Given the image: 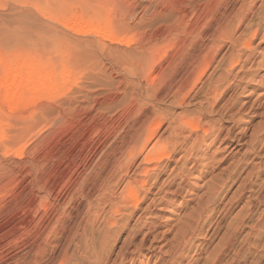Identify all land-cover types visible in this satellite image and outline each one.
<instances>
[{
  "label": "rangeland",
  "instance_id": "obj_1",
  "mask_svg": "<svg viewBox=\"0 0 264 264\" xmlns=\"http://www.w3.org/2000/svg\"><path fill=\"white\" fill-rule=\"evenodd\" d=\"M242 3V0H0V60L8 64L14 60L13 66L17 58L37 60L56 74L62 68L70 73L64 85L57 84L61 87L53 94L47 90L33 91L16 105L10 106L2 100L0 87L3 140H9L13 133L18 134V128L24 129L17 145L22 149L21 155L1 152L0 147V170L5 171L0 172V189H4V193H0V225L17 212V203H25L36 193L42 197V209L48 211L57 204L59 212L63 211L55 226L61 236L51 240L48 249L52 244L56 247L52 253L46 252V264L58 258L57 253L66 245L70 230L81 231L84 226L88 227L85 234L88 231L87 238L94 241L92 243L96 238L100 241H96L95 246L106 242L103 244L109 251L106 264H118L123 257V264H130L132 249L141 237V233L135 237L131 234L136 217L119 229L106 225L104 211L100 210L94 221L90 214L93 211L90 204L98 200L109 173L123 158L119 138H112L115 132L126 127L127 120L141 119L153 109L167 111L169 116L173 113L172 117L182 113L193 116L201 110L200 119L210 126L213 122L214 130L194 145L191 138L177 148L160 181L167 177L174 164L178 168L185 165L190 174L181 184L174 205L165 206L167 198L157 199L151 205L152 217L158 215V219L148 218L157 222L153 231L156 237L153 246L147 249L148 241L132 264H169L174 254L172 237L189 216L194 217L187 220L196 229L182 258L173 264H208L215 254L221 253L219 246L224 250L219 253L220 262L216 264L230 261L231 264H264V0H254L252 10L238 23L236 13ZM246 3L250 4V0ZM77 18L101 25L106 19L104 26L109 24L107 27L118 39L108 41L100 35L73 32L70 27ZM255 28L259 33L251 39L250 32ZM226 34L233 40L250 38L251 47L238 51L241 53L239 65L224 83L225 90L213 111L206 112L197 102L205 91L201 84H197L183 105L172 103L176 85L187 71L180 62L181 57L190 56L185 62L191 64L194 57L214 51L213 46H217L212 67L218 62L227 64L228 51L234 54L237 48L224 37ZM80 45L88 49L83 50ZM149 49L160 56L153 72L142 78L141 73L134 72L133 54ZM82 51L95 52L92 55ZM225 52L228 56L222 58ZM210 70L206 75L218 72ZM143 87L157 89L160 100L140 102L136 107L134 95L143 91ZM37 118L40 121H35ZM28 121L34 123L29 125ZM162 129L164 126L159 134ZM162 134L167 136L168 132ZM111 139L114 141L110 142ZM186 150L191 158L179 159ZM25 170L29 172V176L25 175L27 179L19 174ZM10 174L14 175L10 178ZM7 179L11 182L7 183ZM30 180L45 184L44 190L52 192H38ZM222 181L223 186H219ZM5 184L9 186L4 187ZM119 185L121 187L122 182ZM212 187L215 189L211 190ZM208 195L212 198L210 202ZM150 200L151 197L143 206ZM9 206L14 209L10 210ZM199 213L202 214L197 219ZM6 228L0 229V234ZM226 240L228 247L223 244Z\"/></svg>",
  "mask_w": 264,
  "mask_h": 264
},
{
  "label": "bare ground",
  "instance_id": "obj_2",
  "mask_svg": "<svg viewBox=\"0 0 264 264\" xmlns=\"http://www.w3.org/2000/svg\"><path fill=\"white\" fill-rule=\"evenodd\" d=\"M242 2L244 3H242L240 7L238 6V10L236 13L237 18L235 21L238 23L241 22L242 17L246 16V14L250 12L252 10V7L254 6L253 5L254 0H250V4L246 3L247 0H242ZM105 20L103 21L104 25L106 23ZM104 25H101L98 22H93V20H90V19L86 21L85 20L82 21V18L81 19L77 18L76 21L73 22V25L70 27V29L73 32L79 33V34L87 33V34L100 35L103 40H108V41L113 40L114 41L115 39H118L114 36V31L112 33V31L110 30L111 28L107 27L109 24L108 25L106 24L107 26H104ZM234 27L236 26L234 25ZM258 33H259L258 29L255 28L254 30L250 32V38L253 39L254 37L258 35ZM226 35L224 37L230 40L231 42L230 44L234 46V48H237V53L233 54L228 51L229 61L225 65H220V63L218 62L216 63L214 68L212 67L213 62L215 61L214 59H215L216 53H217L216 51L217 46H213V48H215L214 51H205V53H203L202 55L196 56V58L193 56L194 57L193 61L192 59L190 60L192 61L191 64L188 62H185L186 58L187 57L189 58L190 56H186L187 54L185 55L183 54L184 56L181 57L180 62H182V66L185 64V70L187 71L185 72V74L183 73V76L181 75L182 78H180L179 82L176 85V90L174 94L172 95L173 96L172 103H174L177 106L183 105V103L185 102V99L188 97V95H190L191 91L197 86V84L199 85L201 84L200 86L202 85L205 86V89H204L205 91L203 92L204 93L202 95L203 97L201 99H198L197 102L204 107V110L206 112L210 113L213 111V108L215 107L214 106L215 103L218 102L222 93L225 90L224 83L225 82L227 83L229 81V78H228L229 75L232 74L235 67L239 65V61L241 59V55H240L241 53L238 54L239 53L238 51H241V49H249L251 47V41L249 40L250 38L243 39L240 41V39L233 40L228 34ZM260 39H263V35L260 37ZM86 44L89 45L88 43ZM80 47L82 48L81 45ZM84 49L87 50L88 48L87 49L84 48ZM153 51L154 50L149 49L147 51H141L140 53H138V55L136 54L137 56L133 54L135 56L134 61H132L134 72L136 70L137 72H139V74L141 73L140 76L142 75L141 76L142 78L143 77L147 78L150 75V73L153 72V68L155 67V61L160 56V55L158 56L154 54ZM94 52L95 51H82L83 54H92V55H94ZM120 52L121 51H119V53ZM122 52H124V50H122ZM226 52L224 53L222 58H224L228 54V53L226 54ZM119 53H117V55ZM119 55H123V54H119ZM131 57L129 56V58L133 60V57L132 58ZM167 60L169 63L170 59H167ZM7 62L8 61L0 60V73H1L0 87L2 88V95H1L2 100L9 103L10 106L16 105L17 102H20L23 99L30 97L33 91L47 90L49 94L50 93L53 94L61 87L60 85H64L65 82L70 77L69 75L70 73H68V71L63 69L62 67H61L62 69L60 71L58 70L59 72H57L56 74V72H53V70L48 69L49 66L46 67L47 69H45V66L42 67L41 63L39 64L37 60L28 61V60H19V58H17V60L15 59V63H16L15 66H13L14 60L11 61L13 63L9 61V64H8ZM42 65L44 64L42 63ZM210 68H212V72L213 71L216 72V70H218V72H216L217 74H214L215 76L212 75L211 72H210L211 74L206 75V72L210 70ZM59 82H61V84L58 86L57 84ZM137 88L139 89L140 87L137 86ZM155 90L157 89L154 88L153 90L148 87H145L143 91L139 90L138 91L139 93L137 94V96L134 95V101H133L134 105L137 107L140 102H141L140 104H142V102L144 103L145 101H150V102L159 101L161 96L159 97L158 96L159 92ZM134 114L136 115V113ZM170 114L171 115L169 116L168 112L162 109H157L155 111L153 109L151 114H147L141 119H136L137 121L134 120L133 117L131 119L132 122H129L127 120V123H125L126 127H122L120 132L119 131L115 132L114 134L115 136L113 135L114 137L112 139L119 138V140L118 139L117 140L121 144L120 147L123 148V151H122L123 158L117 162V165L109 173L110 176L108 178V181L104 184L103 189L101 187L102 192L99 194L98 200L96 201L94 200L95 203L93 201L94 204L93 203L90 204L91 209H93V211L89 210V212L91 211L90 214L93 215V218H91V220L94 221L95 217H99L98 212L102 210V212L103 211L105 212V216L104 215H103L104 217L102 216L103 221L110 228L111 227L119 228V229L125 228L127 224H129L130 220L136 217L135 219L136 225H134L135 223L133 224L135 227L131 228V229L134 228L133 231H131V234L133 237H135L141 233L140 234L141 237L140 239H138L139 241H137L138 243H136V246L134 245L135 248L132 249V252L129 251L132 254V256L129 258L130 264H132L134 259H136L138 255H140L141 250L145 247V245H147L146 243L148 241H149V245H147V249H150L153 246V241L155 240V237H156V235L153 234V231L157 227V222L153 220H148V218L150 217V218L158 219V215H155L152 217L151 211H150L151 205H153V203L156 202L157 199L160 200V198L161 199L167 198L165 200V206L174 205L176 196L181 190V187H182L181 184L185 182V178L190 174L188 169L184 168L185 165L181 168H178L177 164H174L175 166L169 169L167 177L163 181H160V177L162 176V174L165 173L169 168L168 163L170 161H173L172 157L176 153L177 148L179 146H182L188 139H191V138H192L191 144L194 145L199 140L200 141L204 140L205 136L209 135L214 130L213 122H212V126H210L209 122H208L209 124H207L200 119L202 115L201 110L196 111V113H194L195 115L193 116H187L186 114L182 113L180 116L176 115L175 117L174 116L172 117L173 113H170ZM135 115H134V118L136 117ZM38 120L40 121L39 118L35 119V121H38ZM33 123L34 122L32 121L27 122V124L29 125ZM163 126H164V129H162L161 133L159 134L158 131H160V129ZM23 130H24L23 128H18L16 130L18 131V134L13 133L8 138L9 140L5 141L3 140L5 136V131L0 129L1 152H5V153L10 152L12 153V155L16 157L21 155L22 149L17 147V145L20 142V138H21ZM164 131L168 132L167 136H163L162 132ZM116 133H117V136H116ZM214 138H212V140H214ZM112 139L110 142L114 141V140L112 141ZM188 156H190L191 158L190 153L186 150L184 153L180 155L179 159L186 158V160H189L190 158H188ZM195 168L197 169L196 166ZM1 171L2 173L5 172L3 169L0 170V172ZM183 172H185L184 175H183ZM12 173L15 174V172L13 171ZM19 174L22 175V177H24L25 179L28 178L26 177L27 175L29 176L28 170H25L23 172L21 171L19 172ZM13 175L10 174V178ZM181 175L185 177L183 178L181 177ZM9 179H7V181ZM7 181L5 180V183ZM30 181L33 182V185L38 189V192L45 191L44 190L45 184L40 185V182H38L37 180L35 181L30 180ZM30 181L28 182L30 183ZM9 182H11V180H9L7 183ZM121 182H122V185L120 187L119 184H121ZM219 184H220L219 186H223L224 182L222 181ZM7 185L5 184L4 187H6ZM118 185L119 187H117ZM172 185L175 186V188L172 189L171 187ZM214 189L215 188L212 187L211 190H214ZM3 190H4L3 188L0 189L1 195L4 193ZM45 192L49 194L52 191L49 190ZM113 193H115V195ZM31 195L33 196L30 199H27L28 201L26 200L25 203L23 202H21L23 204L17 203V206H15V209L17 210V212L12 213V215H10L9 218L3 223H1L0 225V229L7 226V228L0 234V248H2V250L0 251V264H46V262H44L45 259L47 260L46 256L48 253L46 254V252L49 251V253H52L53 249L56 247V244H52L51 248L48 249L49 245L51 244L50 243L51 240H53V238L60 239L61 232L56 231L55 226H57L58 221L61 219V214L63 211L59 212L57 204L56 205L53 204L51 208L48 211H46L45 208L44 209L41 208L43 204V201L41 200L42 197L40 198V196H38V194L36 193L31 194ZM150 197H151L150 202L147 205L145 204V206H143V203H145V201L149 199ZM209 197H210L209 200L207 199L208 202H210V200L212 199L211 196ZM9 207H12L10 208V210L14 209V206H9ZM203 209L205 210V208ZM201 214L200 213L197 214L198 215L197 219L201 217ZM192 216H194V214ZM190 217L191 216H189L188 218ZM191 218L193 219L194 217H191ZM187 219L175 231L174 236L172 237L175 242L174 247H173L174 254L172 255V258L169 264L177 263V260L182 258L184 249L190 243V237L192 236L193 231L196 229L192 226V223L188 222L190 220H187ZM88 221L89 220H87L86 222ZM82 227H83V224H82ZM84 227L81 229V231L78 230V228L70 230V232L68 231L69 233L65 238L66 240L64 239L66 242L64 243L66 245L59 249L60 253H57L58 258L56 260L54 259L55 261H52L50 264H106L108 262L109 251L103 245L106 242L103 240L105 243H103L102 246H98L96 244L98 246L97 248V246L94 245L95 243H97L96 241H98L97 238L96 240L93 239L95 240V243H92L94 241L89 240L87 238L88 231L85 234V230H87L88 227L87 229H85ZM90 227L93 229L94 226H92L91 224ZM196 227H197V224H196ZM104 229L102 230L105 231ZM103 231L101 232L104 233ZM90 234H91V231H90ZM94 235L95 234H93V236ZM100 236H97V237H100ZM129 236L131 238L130 234ZM231 236L230 238H232ZM150 237H151V240H149ZM230 238L228 237V239ZM223 244L227 245V240H226V243H223ZM226 245L224 247H226ZM222 250H220V246H219L218 251H221L222 253ZM219 253L218 255L221 254ZM215 255L217 256V258H215L216 256L212 257L208 264H216L220 262L218 255L217 254ZM208 257L210 258V256ZM233 257H234V254H233ZM124 259H125L124 257L120 258V262L118 264H123ZM228 263L231 264V261Z\"/></svg>",
  "mask_w": 264,
  "mask_h": 264
}]
</instances>
